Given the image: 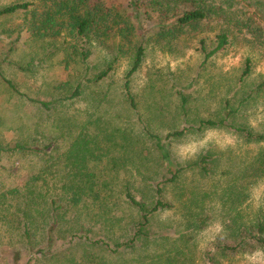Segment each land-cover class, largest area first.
Instances as JSON below:
<instances>
[{
    "label": "rangeland",
    "instance_id": "obj_1",
    "mask_svg": "<svg viewBox=\"0 0 264 264\" xmlns=\"http://www.w3.org/2000/svg\"><path fill=\"white\" fill-rule=\"evenodd\" d=\"M26 1L32 0H0V9ZM108 1L125 5L129 2ZM216 2L235 13L231 18L237 19L236 39L204 68L200 65L198 44L203 37L215 36L220 18L213 16L199 30L186 28L176 39L167 40L154 36V13L141 15V29L152 35L145 40L148 42L143 64L131 78L136 111L128 104L122 87L134 50L143 40L139 23L133 17L136 31L128 42L111 34L90 48L85 64L75 62L72 54V59L66 57L65 49L71 42L66 32L35 40L25 27L24 13L0 17V147L11 148L16 143L50 146L45 149V156L2 153L0 187L22 185L43 166L53 163L55 167L47 172L48 178L67 182L73 175L66 168L68 156L77 153L72 146L80 137L89 143L79 153L88 155L83 175L105 182L106 190H112L114 195L129 187L138 200L148 203L152 202L153 186L169 178L170 169L186 167L205 155L211 159L208 177L197 169H188L176 184L166 185L165 198L175 208L152 215L145 236L133 248L111 249L129 237L128 223L138 219L134 210L119 205L116 214L124 220L115 228L95 217L99 210L91 203L75 208L63 205L68 211L59 210L62 218L52 232L54 239L48 253L5 245L0 248V264H215L209 254L216 252L212 247L216 238L230 235L237 222L250 224L257 212L264 210V178L252 171L255 159L264 153L263 144L248 143L230 130L190 131L182 137L163 139L170 156V163L166 164L160 159L155 141L143 130L146 126L165 138L169 133L197 125L200 119H219L225 115L227 103L237 109L247 90H252L264 76V17L260 25L251 18L254 7L264 16V0ZM244 22H250V27L242 26ZM248 57L253 61L252 74L241 84L239 70ZM28 64L29 71L20 69ZM109 65L112 71L105 79L98 84L87 83L89 77ZM3 78L11 81L16 91ZM79 82L82 97L57 104L51 110L29 100L52 101L68 96ZM179 92L188 98L187 114L181 110ZM253 96L239 108L234 122L264 133V92ZM205 213L212 219L204 229L195 230L191 221L196 214ZM41 221L42 218L38 224ZM7 224L3 226L0 221V242L4 244L16 241L11 229L16 224ZM50 225L43 232L44 240L50 236ZM72 229L79 230L77 236ZM81 235L103 238L111 247L91 244ZM217 264H264V252L231 258L219 255Z\"/></svg>",
    "mask_w": 264,
    "mask_h": 264
},
{
    "label": "trees",
    "instance_id": "obj_2",
    "mask_svg": "<svg viewBox=\"0 0 264 264\" xmlns=\"http://www.w3.org/2000/svg\"><path fill=\"white\" fill-rule=\"evenodd\" d=\"M17 13L25 14L27 17L25 27L35 40L56 37L60 33L66 32V36L71 39L69 47L65 49L66 57L75 59L74 61L79 64H85L88 61L89 51L92 46L100 43L105 38H109L111 34L118 35L123 41L128 42L130 35L136 31V26L132 20L133 17L139 23V31L141 30L142 32L143 40L134 50L122 87L126 94L127 102L134 111L137 110L138 106L136 98L132 94L131 78L143 64L146 56V43L148 42V40L147 42L145 40L152 35L147 33V30L141 29L140 18L143 17L141 15L154 13L156 15L154 28L152 29L154 36L167 40L176 39L186 28L194 31L199 30V26L212 20L213 16L220 18L219 29L215 36L212 39H208V36H206L199 41L197 50L202 58L201 68H204L216 55L228 50L234 44L236 39L234 34L237 33V19L231 18L235 16V13L225 10L216 0H129L126 5L108 0H32L15 3L0 9V17L12 16ZM263 17L258 7H254L251 18L254 19L257 25H260ZM243 24L245 28H249L251 25L250 22H244L242 26ZM123 49L120 48L119 50L122 52ZM66 61L70 63L69 60ZM252 62V59L248 57L240 68L238 81L241 84L246 83V80L251 76L253 70ZM30 65H21L20 69L29 71ZM111 71L112 66L109 65L104 70L89 77L87 83L98 84ZM86 74H88V71H86ZM3 79L16 91V87L11 81L6 78ZM262 92H264V76L255 83L252 90H247L246 96L237 109L231 108L227 103L225 115L219 119H200L197 125L169 133L165 138L153 134L146 126H144L143 130L149 139L155 141L160 159L166 164L170 163V156L163 144V139L166 141L171 138L182 137L190 131L201 132L208 129L230 130L243 137L248 143L264 145V133L256 132L250 127L238 125L234 122L239 108L253 99L255 93L259 94ZM82 94V82H79L68 96L52 101L29 100L38 104L44 110H51L57 104H63L82 97ZM179 94L181 97V110L184 114H187L188 98L181 92ZM86 143L87 145L85 146ZM88 145V140L80 137L72 146L74 150H77V153L73 152V154L68 156L66 168L71 170L72 172H70L73 175L63 184L61 183L63 181L57 178H48L47 172L52 171L55 167V163H53L46 167L43 166L37 175L30 176L22 185L6 188V185L3 184L0 187V221L3 226H8L7 222L12 225L16 224V228H11L13 229L12 232L16 233V241L11 240L5 242L6 244L1 241L0 248L5 245L13 247L12 249H15L16 246H26L27 251L36 249L39 253H48L51 250L49 245L54 239L52 232L56 230L62 218V212L59 210L68 211L63 205L75 208L82 203H91L92 206L99 210L95 217L99 218L102 224L109 223L111 227L115 228L121 226L124 220V218L116 214L119 205H124L132 211L134 210L133 212L138 214V219H133L128 223L129 237L126 240L116 242L111 249H113L112 251H120L133 248L138 240L145 236L144 230L150 223L152 215L175 208L173 202L165 198L166 185L176 184L188 169H197L205 177L211 174V159L208 155H205L191 165L180 167L175 171L170 169V177L153 186L154 195L151 203L145 200H138L129 187H125L122 193L114 195L112 190H106L105 182H95L93 175L82 174L86 172L85 167L87 166L88 155L79 156V153L80 150L87 148ZM49 147L38 148L26 143H16L11 148L0 147V155L2 153H11L23 156L30 154L45 156V149ZM82 152L84 151L82 150ZM90 152L92 151L89 150L88 153ZM252 171L257 177L264 178V153H261L255 159ZM246 174H243L244 178L247 177ZM92 178L93 180H91ZM110 200L112 204H110ZM211 217L209 213L196 214L195 219L191 221L192 226L195 230H202L212 219ZM40 218H42V221L41 224H38ZM50 223V232L48 233L50 236H47V240H44L43 232ZM72 231L75 236L79 233L78 229H72ZM230 233V235H219L212 244L216 252H211L209 258L215 264H217L219 255L223 258H231L236 255L253 254L258 251L264 252V210L257 212L250 224L237 222V226L234 229H230ZM80 238L87 240L91 244L103 245L107 248L111 247L103 238L93 239L88 235ZM45 242L47 243L46 245L44 244Z\"/></svg>",
    "mask_w": 264,
    "mask_h": 264
}]
</instances>
